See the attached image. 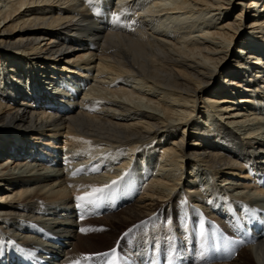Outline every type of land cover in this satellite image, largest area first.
<instances>
[{
	"label": "bare ground",
	"instance_id": "1",
	"mask_svg": "<svg viewBox=\"0 0 264 264\" xmlns=\"http://www.w3.org/2000/svg\"><path fill=\"white\" fill-rule=\"evenodd\" d=\"M0 2V264L79 261L95 220L120 230L112 237L142 227L148 235L137 238V252L187 244L182 226L190 220L196 236L202 226L211 241L215 231L235 247L229 261L214 264H264V237L245 232L231 199L223 196L226 207L217 211L210 195L193 200L191 190L178 192L186 182L196 188L207 172L223 178L220 197V187H233L236 199L252 203L241 200V179L264 191V115L249 112L264 103V0ZM247 18L253 31L242 30ZM234 43L239 56L228 67L223 61ZM72 71L96 81L83 96L64 95L55 84ZM193 111L207 121L194 122ZM31 144L114 147L120 156L98 176L76 175L94 155L76 162L69 154L73 170L56 155L58 166L36 170L28 164ZM149 144L159 163L141 190L133 171ZM59 180V190L43 193ZM88 185L110 187L93 204L76 200L91 192L81 190ZM77 205L109 210L79 221ZM166 220L177 226L164 227ZM53 232L64 247L43 240Z\"/></svg>",
	"mask_w": 264,
	"mask_h": 264
},
{
	"label": "rangeland",
	"instance_id": "2",
	"mask_svg": "<svg viewBox=\"0 0 264 264\" xmlns=\"http://www.w3.org/2000/svg\"><path fill=\"white\" fill-rule=\"evenodd\" d=\"M237 1L239 2L241 0H237ZM1 3L2 2H0V4ZM236 5H239V4H237V2H236ZM252 19L253 18H247L245 20V22L241 26L243 31H245V30L246 31H253L252 29H250V25H251L250 23H251ZM251 44H253L255 46V45H258L259 42L254 40V41H251ZM263 48H264V45L259 47V49H263ZM230 49L231 50L228 52L227 56L225 57V59L223 61V63H225L228 67L230 65H232L234 63V59H236V57L239 56V54L237 53L238 49H239V46L237 45V43L232 44ZM69 75H72V76L75 75L78 77L74 76V78H73V77H69ZM83 75H81V74L77 75L76 72L73 73V71H72L71 73L66 74L67 78L62 79L63 78L62 77L60 79H57L55 84H57L58 88L64 92L63 93L64 95H67V96L73 95L74 96V94H76V95L83 96L86 92H88V90H90L91 84L96 83L95 79H93L91 76L88 75L89 76L88 77V76H85L86 74H83ZM69 78H71V79H69ZM220 78H221V76H220ZM34 87H31V88H34ZM50 87H52V86H50ZM250 108L251 109L249 110V112H252V111H253L252 113L262 112L264 115V103H255V104H253V106H250ZM193 115H194V117H193L194 122H196L198 124L203 125L204 122L207 121L206 119H208V116L202 115L201 112L193 111ZM226 117H227L226 115H224V117H223V120H225L226 122L234 120V119H226ZM209 122H212V121L210 120ZM189 141H190V145H191L192 144V138H190ZM31 145L34 148L33 149L34 151L30 152V154L31 153H33V154H32V157L28 158V164H32L29 166H35L36 170H39V169L45 170L46 166L51 167L47 164L45 165V163H43V162L38 161V158L40 157L39 156L40 150H42L41 154H48V155H52L54 150L58 151L59 158H63V163H65L64 167L69 168L68 170H70V169L73 170V168L71 167V160H70L71 158L70 159L67 158V156L69 154H72L74 156L76 162H78V161L82 162L83 159H84V161H88V159L91 158L90 156L94 155V159H91L89 161L90 167L89 166L86 167L84 164V167L81 169L82 171H78L77 175H81V176L82 175L98 176L100 174H103V172L107 168L114 167L115 164L118 163V159L120 156L118 153V150H115L116 148H114V147H111L107 151L105 150V151L101 152L98 150L97 147H94V146H91L89 149H82V148H75V147L73 148L72 147L73 150L70 151L69 147L64 148V146H62L63 147L62 148L61 145H63V144H59L58 147L55 149H52V146L46 147L45 145L40 146L41 148L39 149V146L34 145V144H31ZM150 145L151 144L146 145V147L142 148L139 155L136 154L137 155V157H136L137 165L135 167L136 169L134 170V174L140 173V175H138L139 178L137 176H135V178L138 181H140L142 179L141 175H145L147 173L150 176V177L148 176V178H152L153 177L152 174H155L157 171L156 168L158 167L159 156L155 155L152 147L149 148ZM37 148L39 149L38 152L35 151ZM75 149H77V150H75ZM4 158L6 159L7 157H2L1 159H4ZM13 166H15V164H13L12 167ZM168 166H170V165H168ZM53 167H51V168H53ZM185 171H186V175H187V172L191 173V168L188 167ZM190 173L188 174V179L191 180L193 178L191 176L189 177ZM147 174L145 177H147ZM218 179L219 180L215 181L213 175L211 173L207 172L203 175V179L198 182L200 185L197 183L198 185L195 186L196 188H193L191 185H189L188 182H186L182 185L181 189H179L178 192H180L182 194L183 190L185 193V189L191 190L190 191L191 193H188V194L190 196H192V197H190V199H193V200L197 199L195 197V195H200L202 197L210 195L209 201H211V200H215L216 195H217L219 197L220 201L221 202L223 201L224 205L227 204L226 200L223 199L224 197H228L229 198V199L227 198L228 200L231 199L232 202L234 203V205H236V206L239 203L240 204L243 203L240 200L235 198L237 196V195H235L237 192L236 191L237 189L233 190V187L230 190H228L227 188H224V187H220V189L222 190V193H224V195H222V197H220L218 195V192H217V186L218 185L221 186V184L223 185V184H225V182L221 181L223 179V178L221 179V177ZM232 179H235V178L232 177ZM60 181L61 180H59V182H54V184L52 183L51 185L46 186L43 189V193L48 194L52 190H59L60 189L59 187H61ZM238 182L241 183L243 186V187L239 188V191L241 190L244 192L243 194H240L241 196H243L241 198V200H243V199L250 200L252 203L255 202L254 204H258V205L262 206L261 208H264V191L259 192V189L256 186H254L255 185L254 181H250V179H248V180L247 179H241ZM148 183H149V179L148 180L145 179V181H143L142 183H140V182L137 183V186H138V188H140V185H141V187L145 188L148 185ZM226 187H228V185H226ZM85 188L86 187L82 188L81 190L85 191ZM259 188H262V187H259ZM22 189H25V188L24 187L18 188V190H22ZM140 189L142 190V188H140ZM23 191L25 192V190H23ZM15 192L16 191H13L12 194H14ZM28 192H30V191H28ZM70 193L72 195L73 190H71ZM140 193H141V191L139 190L138 193L135 194L136 197H138L140 195ZM245 195H247V196H245ZM255 195H258V196H255ZM189 205L190 204H188V206ZM209 205H211V203ZM211 207L213 210H217V211L218 210L220 211L222 209L221 206L218 209H215V206H212V205H211ZM256 209L258 210V212L260 211V209L258 207ZM238 211H240V210H238ZM241 212H243V211H241ZM100 218H102V217H100ZM96 219H99V218H96ZM92 223H93L92 227H94V226L95 227L92 228L93 231H91L90 234H92L94 236V238L92 239L93 242L91 243L90 247L86 249L87 253H85V256L86 255H93V254L98 253V252H103V251L111 249L112 247H115V248H117V250H119L118 248L122 247L123 244H126V236H123V234L128 232V231H124V232L120 233L117 237H112L109 235L110 231H113V233H118L120 230L110 228V226H108V224H105L104 222L100 223L97 220L92 221ZM215 233L216 232L214 231L213 234H215ZM130 234L136 235L135 242L137 241V238L139 240H140V238L144 240V239H146V237L148 235L147 233H145V231L142 227L135 229L133 231V233L128 232V235H130ZM184 234L189 235L190 233L188 232V234H187V232H185ZM145 235H146V237H144ZM148 237L150 238L151 236H148ZM165 237L167 238V236H165ZM184 237H185V235H184ZM118 241H120V242L116 243ZM151 243H152V241H151ZM140 245L146 246V243L140 242ZM155 245H157V244H155ZM159 248H160V246H159ZM153 250H155V249H153ZM196 259H198V258H196ZM198 264H199V262H198ZM200 264H201V261H200Z\"/></svg>",
	"mask_w": 264,
	"mask_h": 264
},
{
	"label": "snow or ice",
	"instance_id": "3",
	"mask_svg": "<svg viewBox=\"0 0 264 264\" xmlns=\"http://www.w3.org/2000/svg\"><path fill=\"white\" fill-rule=\"evenodd\" d=\"M116 183H117V181H113L112 182V184H116ZM108 187H110V185H105L104 187H92L91 192L86 193L83 196H77L75 199L78 200V201H83V202L88 203V204H93V203H95V199L94 198H99L97 196V194L104 193L105 189L108 188ZM81 231H84V230L81 229ZM131 231H132V229L128 230V232H131ZM128 232L124 233L123 236H127ZM119 242L120 241H118V243ZM116 252H117V249L113 248L110 251L96 253L95 256L96 257H100V258L112 257L111 260L107 261V264H116ZM92 258L93 257L90 256V255L84 256L85 260L92 259Z\"/></svg>",
	"mask_w": 264,
	"mask_h": 264
}]
</instances>
